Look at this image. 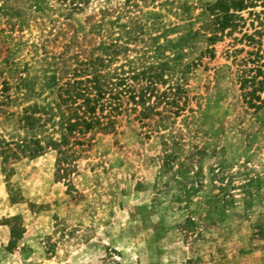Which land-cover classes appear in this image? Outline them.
<instances>
[{"label": "rangeland", "instance_id": "1", "mask_svg": "<svg viewBox=\"0 0 264 264\" xmlns=\"http://www.w3.org/2000/svg\"><path fill=\"white\" fill-rule=\"evenodd\" d=\"M67 2L0 0V264H264V121L242 102L233 54L249 49L243 33L264 43V6L209 44L213 0ZM96 57L109 75L165 63L144 100L154 112L127 104L112 131L47 147L58 86ZM177 87L172 113L156 97ZM28 107L54 123L20 129ZM24 138L46 150L2 149Z\"/></svg>", "mask_w": 264, "mask_h": 264}, {"label": "trees", "instance_id": "2", "mask_svg": "<svg viewBox=\"0 0 264 264\" xmlns=\"http://www.w3.org/2000/svg\"><path fill=\"white\" fill-rule=\"evenodd\" d=\"M63 3L66 0H57ZM66 8L69 12L81 9L87 0H67ZM264 6V0H213L208 5L209 19L206 27L208 36H204L209 44L220 41L224 35L235 32L243 21L241 12L252 9L257 5ZM254 14L248 10V15ZM262 24V23H261ZM264 25V24H262ZM262 30V29H261ZM261 30L252 34L243 33L240 41L249 49L233 50V54L244 52L235 63V81L240 91L242 102L252 110L255 118L264 121V43L260 37ZM208 52L211 49L207 50ZM69 72V77L58 86L57 108L59 125L58 142L49 141L47 147H65L71 150L74 146H82L90 140L91 136L98 132L112 131L114 119L121 112L123 107L130 105L129 110L134 111L139 107L138 118L148 117L153 111L152 106L145 105V99L154 90L155 86L162 79L163 66L165 63L142 66L139 71L131 74L109 75L102 70L103 59L96 57L77 62ZM139 88H135L136 83ZM148 95L146 96V93ZM179 88H171L168 93L158 95V101L175 104L177 113L182 107H177L176 94ZM168 96H172L168 98ZM168 101V102H167ZM126 109V108H125ZM154 112V111H153ZM37 113L45 116L44 119ZM152 114V113H151ZM53 113L51 110H39L36 107H28L19 117V127L25 131H32L34 127L43 128L50 121L52 124ZM89 136V137H88ZM11 144L14 148H11ZM29 144H32L30 148ZM2 149L11 155H15V149L20 152H28L30 158L35 157L44 150L39 140L22 139L19 142H2ZM14 151V152H12Z\"/></svg>", "mask_w": 264, "mask_h": 264}]
</instances>
